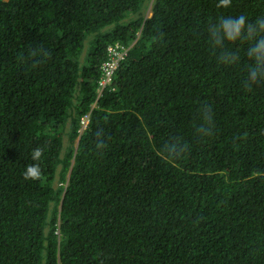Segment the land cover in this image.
Instances as JSON below:
<instances>
[{"label":"trees","instance_id":"1","mask_svg":"<svg viewBox=\"0 0 264 264\" xmlns=\"http://www.w3.org/2000/svg\"><path fill=\"white\" fill-rule=\"evenodd\" d=\"M217 5L0 0V264H264V81L207 43L264 0Z\"/></svg>","mask_w":264,"mask_h":264},{"label":"clouds","instance_id":"2","mask_svg":"<svg viewBox=\"0 0 264 264\" xmlns=\"http://www.w3.org/2000/svg\"><path fill=\"white\" fill-rule=\"evenodd\" d=\"M230 3L231 0H218L217 6L227 8ZM207 43L209 51L216 56L220 65H239L242 57L246 59L243 81L245 89H251L264 81V16L249 20L244 14L222 15L208 26ZM42 151L41 148H36L33 159H38ZM39 174L38 165H29L24 172L26 179L35 178Z\"/></svg>","mask_w":264,"mask_h":264},{"label":"built area","instance_id":"3","mask_svg":"<svg viewBox=\"0 0 264 264\" xmlns=\"http://www.w3.org/2000/svg\"><path fill=\"white\" fill-rule=\"evenodd\" d=\"M132 46L115 44L107 49V57L101 66V77L99 80L100 89L110 85L121 65L129 56V50ZM90 122L89 116H85L81 121V129H87Z\"/></svg>","mask_w":264,"mask_h":264},{"label":"rangeland","instance_id":"4","mask_svg":"<svg viewBox=\"0 0 264 264\" xmlns=\"http://www.w3.org/2000/svg\"><path fill=\"white\" fill-rule=\"evenodd\" d=\"M146 13H147V16H148V17L151 16L150 9H149Z\"/></svg>","mask_w":264,"mask_h":264}]
</instances>
